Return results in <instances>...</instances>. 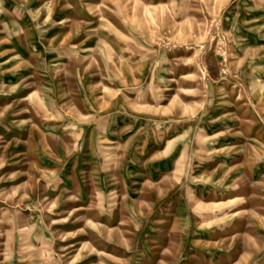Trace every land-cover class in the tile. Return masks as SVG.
<instances>
[{"label": "rangeland", "instance_id": "obj_1", "mask_svg": "<svg viewBox=\"0 0 264 264\" xmlns=\"http://www.w3.org/2000/svg\"><path fill=\"white\" fill-rule=\"evenodd\" d=\"M0 264H264V0H0Z\"/></svg>", "mask_w": 264, "mask_h": 264}]
</instances>
